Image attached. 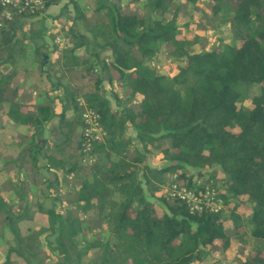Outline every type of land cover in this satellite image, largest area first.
<instances>
[{
  "label": "trees",
  "instance_id": "trees-1",
  "mask_svg": "<svg viewBox=\"0 0 264 264\" xmlns=\"http://www.w3.org/2000/svg\"><path fill=\"white\" fill-rule=\"evenodd\" d=\"M45 1L48 11L63 0ZM199 1L185 0L191 16ZM205 1V20L220 18L233 43L194 51L208 22L184 32L175 0H96L91 10L67 0L60 14L72 5L75 16L67 22L80 21L89 35L69 25L63 36L71 44L61 56H52L45 25L30 30L26 62L56 76L55 89L64 77L78 82L61 94L62 139L54 142L37 138L56 114L53 102L28 103L19 93L12 51L22 22L0 34L4 62L13 66L5 72L0 63V110L8 102L7 116L29 130L16 136L22 156L9 158L18 173L6 188L24 203L0 192V264H45L46 248L56 264H85L90 253L94 263L86 264H220L236 243L238 264H264V0ZM60 30L56 24L50 37ZM162 46L185 61L174 75L151 66ZM79 97L106 129L90 164L81 152ZM242 97L250 104L242 105ZM152 148L163 165L148 162ZM174 174L190 187L198 179L215 185L220 174L224 208L190 213L161 191ZM92 230L98 235L82 237Z\"/></svg>",
  "mask_w": 264,
  "mask_h": 264
},
{
  "label": "crops",
  "instance_id": "crops-1",
  "mask_svg": "<svg viewBox=\"0 0 264 264\" xmlns=\"http://www.w3.org/2000/svg\"><path fill=\"white\" fill-rule=\"evenodd\" d=\"M70 6V5H69ZM60 7L59 4L57 5H51L48 8L47 14L43 17L44 23L50 20V18H53L54 15L58 18L62 14H60V11L58 9ZM89 7V6H88ZM84 8H87V6L84 5ZM59 12V13H58ZM69 14V13H68ZM64 16V15H62ZM55 18V17H54ZM52 23V22H50ZM73 25L74 28H77V30L81 33L89 35L88 32H86L84 29H82L80 21H69L64 22V26L62 29L66 30L69 25ZM46 25V24H44ZM48 27V26H46ZM61 31V30H60ZM61 33V32H60ZM65 33V32H64ZM63 36V33L58 35ZM47 42L49 44V48L53 49L52 56H61L62 51H59V47L55 42V38H49L47 37ZM18 40L16 41L14 47H13V56L15 57L16 67L19 70V93L21 95V98L25 102L30 103H48L49 101H52L54 104V107L56 109V114L48 121L46 122L44 132L41 135H38V140L42 139H49L50 142L59 141L62 139V133L59 128V114L63 111V100H62V92L64 90L73 91L76 85L78 84L77 81H70L69 76L64 77L62 79V83L60 84L57 89H55V85L57 84L56 81L57 78L49 71H40L37 64H29L27 63V58L29 55L27 54V48L22 45H18ZM11 49V45L9 47ZM15 51V52H14ZM107 54H109L107 52ZM24 56V57H23ZM6 70L3 69L5 72L12 69V65L10 63H6ZM4 67V66H3ZM56 83V84H55ZM106 87V85H105ZM59 90V91H58ZM51 100V98H53ZM9 109V103L6 102L3 104V108L0 110V192L3 195V197L11 202L24 203L22 200H18L17 196L6 190L7 188V180L9 178H16V175L18 173V168L13 163H8L9 158H15L16 160L19 159L22 156V148L19 146V144L16 142V136L18 134H26L29 130L27 126L24 125H16L8 116L7 112ZM29 109H34V105H29ZM67 116L70 117L72 115L71 107L67 109L66 111ZM48 129V135L45 136V129ZM129 134L134 135L135 131L130 128ZM47 144V143H46ZM46 144H43L41 147V150L46 146ZM40 163L43 165L45 161L43 159L40 160ZM44 173H47L45 169H43ZM58 173H60L58 171ZM2 260V254L0 253V261Z\"/></svg>",
  "mask_w": 264,
  "mask_h": 264
},
{
  "label": "rangeland",
  "instance_id": "rangeland-1",
  "mask_svg": "<svg viewBox=\"0 0 264 264\" xmlns=\"http://www.w3.org/2000/svg\"><path fill=\"white\" fill-rule=\"evenodd\" d=\"M82 5L87 6V10H91L93 9V7L95 6L96 0H81ZM127 3V2H125ZM136 5H140L141 3L139 2H135ZM175 6L176 5H180V10H179V16L177 19L178 24L181 26V30H183L184 32H191L194 26V22H208L207 28L205 31H201V33L203 34V39L201 40V42H199L198 44L195 45L194 47V51L196 52H202L204 50H211L213 48H215L216 46L223 44V43H233V39H232V34L230 33L229 27L227 24H224L222 22V20L220 18H216L214 20H205L206 18L202 15L203 9L206 7V1L205 0H200L198 2L197 5V9L195 10V15L191 16V9L189 6L185 5V0H175L174 2ZM60 7H58L59 11L61 8H64V6L67 5V0H63L60 4ZM89 6V7H88ZM175 6L171 9V13L175 12ZM69 10L67 11L66 15L64 16H60V17H56V15H54L53 18H50L49 21H47V23H44V19L40 18H30L31 20L28 21H24L21 24V30L20 32L17 33V40L18 45L21 46V43L23 46L27 47L29 46V44H27L28 42V38L31 37L30 34V30L33 29V31L41 29V27L45 25L48 26L46 27V35L47 37L51 38L50 36L53 35V33L55 32V26L57 24V26H59V29H61V33H64L65 30L62 29L64 26V22H67V18L66 16H68L69 13V17L73 18L75 16L74 10H73V6L70 5ZM206 9V8H205ZM59 13V12H58ZM91 18H94V16H91ZM52 22V23H50ZM186 22H191L189 23L190 25L185 26L184 24ZM15 52V51H14ZM8 52L7 50H0V63L1 65H3L4 67H2L3 69L7 66L6 62H4V60L7 58ZM102 55H106V51L102 52ZM24 57V56H23ZM151 66L155 67L157 69L158 72H162L165 73L169 76L174 75L178 72L179 67L180 66H184L185 65V61L177 59V58H173L172 56L169 55L168 53V46H162L160 53L158 55V57L156 59H154L151 62ZM6 70V68H5ZM106 87L108 88L109 85L108 83H105ZM251 102V98L250 97H242L241 98V104L244 106L249 105ZM152 152L153 154H148V162H150L153 166H159V165H163L165 162H163L161 160V151L157 148H152ZM210 172V171H208ZM217 180H216V185L220 188H222L223 185H226V179L223 178L220 174H217L216 176ZM162 190V189H161ZM151 196L150 192H148V197ZM154 200V199H152ZM18 205H22L21 203L17 204ZM241 208H243L241 206ZM58 209L61 210V207L58 205ZM246 212V210H244ZM87 228V227H86ZM96 235H98V231H94L92 230V232H87L84 235H82V237L84 239L87 240H91L93 237H95ZM81 237V238H82ZM241 244L236 243L232 249L227 253L226 256H222L220 255V264H238V258L242 256V251H241ZM48 249L46 248V253L42 254V257H45V264H56V259H53V257L50 256V258L48 257ZM94 254L90 253V255L88 257H84V263H94ZM96 264V263H95ZM194 264H206V263H201V262H195Z\"/></svg>",
  "mask_w": 264,
  "mask_h": 264
},
{
  "label": "built area",
  "instance_id": "built-area-1",
  "mask_svg": "<svg viewBox=\"0 0 264 264\" xmlns=\"http://www.w3.org/2000/svg\"><path fill=\"white\" fill-rule=\"evenodd\" d=\"M46 12L45 0H0V34L8 28L10 22L17 19H20L19 23L31 20L30 18L40 19ZM55 42L58 50L62 51L70 46L71 39L68 36H57ZM78 102L83 108L84 128L81 139L83 163L90 164L95 159L94 145L106 136V129L98 111L89 106L83 97H79ZM161 189L167 196L183 201L190 213L205 210L220 212L224 208L225 199L218 186L202 185V179H198L197 184L190 187L174 174L169 184L162 186Z\"/></svg>",
  "mask_w": 264,
  "mask_h": 264
},
{
  "label": "water",
  "instance_id": "water-1",
  "mask_svg": "<svg viewBox=\"0 0 264 264\" xmlns=\"http://www.w3.org/2000/svg\"><path fill=\"white\" fill-rule=\"evenodd\" d=\"M9 47H10V45H9ZM108 77V73L107 72H105V78H107ZM48 129L46 128L45 129V136H47L48 135Z\"/></svg>",
  "mask_w": 264,
  "mask_h": 264
}]
</instances>
